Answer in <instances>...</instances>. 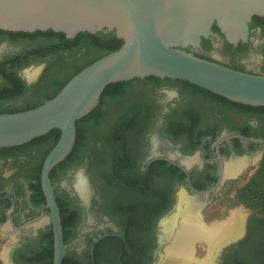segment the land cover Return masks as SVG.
I'll return each mask as SVG.
<instances>
[{
  "label": "flooded vegetation",
  "instance_id": "1",
  "mask_svg": "<svg viewBox=\"0 0 264 264\" xmlns=\"http://www.w3.org/2000/svg\"><path fill=\"white\" fill-rule=\"evenodd\" d=\"M110 36L0 30V109L45 101L68 76L100 57L105 51H95L92 44ZM208 43L214 47L212 39ZM220 45L228 48L225 58L203 47L186 49L264 74L263 17H252L246 40L230 44L223 39ZM255 51L262 60L257 67L244 60ZM259 138L264 139V107L237 103L176 78L147 75L111 83L78 120L70 153L49 172L62 228V264H264V218L254 212L245 215L236 237L210 248L204 237H194L187 256L166 258L180 227L179 212L187 206L205 227L228 218L205 221L208 206L220 199L226 184L262 161ZM52 140L38 137L0 148V236L10 238L1 251L5 262L53 264V224L41 184ZM80 157L90 170L78 163ZM233 162L238 168L226 172ZM80 177L85 194L75 186ZM200 242L207 253L197 259Z\"/></svg>",
  "mask_w": 264,
  "mask_h": 264
},
{
  "label": "water",
  "instance_id": "2",
  "mask_svg": "<svg viewBox=\"0 0 264 264\" xmlns=\"http://www.w3.org/2000/svg\"><path fill=\"white\" fill-rule=\"evenodd\" d=\"M253 16L264 18V0H0V30H51L67 37L103 31L122 40L53 97L30 109L0 113V148L60 131L41 171L53 224V264H62L64 244L49 172L70 153L76 121L94 109L107 85L147 75L185 80L228 100L264 107V74L234 69L186 49H200L202 39H212L214 47L223 39L230 44L246 40Z\"/></svg>",
  "mask_w": 264,
  "mask_h": 264
},
{
  "label": "rangeland",
  "instance_id": "3",
  "mask_svg": "<svg viewBox=\"0 0 264 264\" xmlns=\"http://www.w3.org/2000/svg\"><path fill=\"white\" fill-rule=\"evenodd\" d=\"M95 51L99 50V47L94 48ZM205 51H211L213 55L218 57H226L228 48L225 46H216L211 48V45L207 48H204ZM260 52L255 51L254 53H249L244 60L249 61L250 65L254 66H260L262 63V60L260 59ZM263 160V159H262ZM78 163H82L83 165L87 166V169L90 170L88 167V164L86 161L83 160V157H80ZM261 162H257L253 166H249L246 168V170L243 172L241 176H239L234 181L228 182L226 184V187L222 189L219 192L220 199L213 205L208 206L207 211L209 214L207 215L206 222H211L213 219H224L227 216L231 215L233 210H237L242 212L244 215H247L248 213L254 212V214H258L260 217L264 218V215L253 205H248L246 201L242 200L240 196L241 190L246 186L248 183H252V180L254 181L255 175L258 173V170L260 169ZM90 175V172L88 173ZM212 209H221V211H216ZM223 211V212H222ZM234 211V212H237ZM222 212V213H221ZM222 214V215H221ZM10 242V238L7 236H0V264H5L1 257V251L8 246ZM200 247L196 248L195 250V257L203 258L206 256L207 250L203 246L202 242L198 243ZM165 254V251H163L160 254V257ZM216 257V256H215ZM215 260V259H214ZM20 262H16L15 264H27L25 260H19Z\"/></svg>",
  "mask_w": 264,
  "mask_h": 264
},
{
  "label": "bare ground",
  "instance_id": "4",
  "mask_svg": "<svg viewBox=\"0 0 264 264\" xmlns=\"http://www.w3.org/2000/svg\"><path fill=\"white\" fill-rule=\"evenodd\" d=\"M238 166V162H233L231 165L227 166L226 172H233L238 168ZM75 186L79 192L85 194L86 184L83 182L81 177L77 179V184ZM191 208L192 206H187L186 209L179 212L182 214L180 227L176 231V235L172 243L167 247L166 258L169 262L174 261V259L176 260V258L187 256L191 252V242L194 237H204V239L208 242V248H210L214 242L218 240L220 242L228 237H236V235H239L243 229L245 215L240 211L232 212V214L224 221L214 223L210 227H205L198 224L197 220L193 218V216H190ZM201 264L209 263L206 262Z\"/></svg>",
  "mask_w": 264,
  "mask_h": 264
},
{
  "label": "trees",
  "instance_id": "5",
  "mask_svg": "<svg viewBox=\"0 0 264 264\" xmlns=\"http://www.w3.org/2000/svg\"><path fill=\"white\" fill-rule=\"evenodd\" d=\"M213 30L216 32H219V29L216 25H213ZM48 31H51V30H48ZM62 34H64V33H62ZM95 43H93L92 45L99 47L100 50L105 51L102 55H100V57H101L104 54L117 49L122 44V40L117 38L114 34H112V36H110L107 41L98 42L97 40H95ZM200 46H201V48L202 47L208 48L210 46V44L208 43V39H202ZM100 57H98V58H100ZM86 65H88V64H86ZM86 65H84L83 67H85ZM83 67L76 70L71 76H68L67 79L60 84L59 88L50 97H48V99L53 97L63 87V85L74 74H76L78 71H80ZM110 85L111 84L107 85L106 88ZM41 103L42 102L38 103L37 105H39ZM37 105H34L33 107H35ZM30 108H32V107L23 108V109H0V113L16 112V111L26 110V109H30ZM77 123H78V120L76 121V126H77ZM59 134H60V131L58 129H52L47 134H45L44 136H41V137H47V138H50L51 140L53 139L52 141L55 144L58 137H59ZM34 139H37V138H34ZM255 176L256 177L254 178V181L252 180L251 184L248 183L246 186H244V188L240 192V196H241L242 200L247 202L248 205L255 206L264 215V157H263L260 169L258 170V173Z\"/></svg>",
  "mask_w": 264,
  "mask_h": 264
}]
</instances>
